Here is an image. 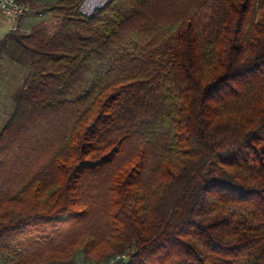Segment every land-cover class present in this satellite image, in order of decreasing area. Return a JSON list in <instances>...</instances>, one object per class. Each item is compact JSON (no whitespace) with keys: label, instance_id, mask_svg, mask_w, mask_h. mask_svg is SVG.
I'll use <instances>...</instances> for the list:
<instances>
[{"label":"trees","instance_id":"trees-1","mask_svg":"<svg viewBox=\"0 0 264 264\" xmlns=\"http://www.w3.org/2000/svg\"><path fill=\"white\" fill-rule=\"evenodd\" d=\"M81 2L3 40L0 263L264 264V0Z\"/></svg>","mask_w":264,"mask_h":264},{"label":"rangeland","instance_id":"rangeland-1","mask_svg":"<svg viewBox=\"0 0 264 264\" xmlns=\"http://www.w3.org/2000/svg\"><path fill=\"white\" fill-rule=\"evenodd\" d=\"M57 1L24 0L23 4L28 7L24 17L14 23L8 20L0 22V129L11 114L14 96L23 87L30 71L25 52L8 44L3 46L4 37L15 29L29 31L37 26L43 25L49 28L54 26L58 20L45 8L54 5ZM76 264H83L80 254L76 258Z\"/></svg>","mask_w":264,"mask_h":264},{"label":"built area","instance_id":"built-area-1","mask_svg":"<svg viewBox=\"0 0 264 264\" xmlns=\"http://www.w3.org/2000/svg\"><path fill=\"white\" fill-rule=\"evenodd\" d=\"M109 0H82L77 11L83 17H89L93 12L103 8ZM28 7L19 0H0V22L8 20L14 23L24 17ZM127 254H116L108 258L102 264H118L127 259Z\"/></svg>","mask_w":264,"mask_h":264}]
</instances>
